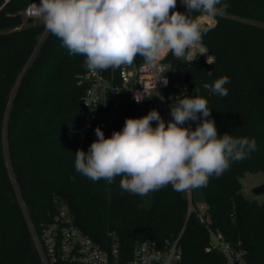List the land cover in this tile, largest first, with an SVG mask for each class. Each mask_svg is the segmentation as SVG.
I'll return each instance as SVG.
<instances>
[{
    "label": "trees",
    "instance_id": "16d2710c",
    "mask_svg": "<svg viewBox=\"0 0 264 264\" xmlns=\"http://www.w3.org/2000/svg\"><path fill=\"white\" fill-rule=\"evenodd\" d=\"M34 1L0 0V264H44L34 231L40 234L63 209L102 245L115 233L131 251L139 241L164 242L184 229L182 264H225L219 252L206 251L213 231L246 250L248 264H264V202L247 198L242 183L246 174L264 172V0H224L226 14L202 38L215 55L213 64L202 57L165 59L178 74L184 70L193 96L208 100L218 134L257 144L249 158L202 187L204 220L188 214L187 198L171 184L155 191L145 208L143 197L120 187L121 177L93 182L75 171V152L87 151L97 126L108 137L126 118L152 109L125 93L116 120L108 127L94 122L81 140L76 130L86 114L87 84L79 82L88 71L84 57L70 55L41 19L25 16ZM176 10L185 11L179 0ZM142 62L138 56L132 64ZM121 67L104 70L106 76L118 82ZM222 76L230 79L223 98L209 91ZM190 125L194 129L196 122Z\"/></svg>",
    "mask_w": 264,
    "mask_h": 264
},
{
    "label": "clouds",
    "instance_id": "9594fccd",
    "mask_svg": "<svg viewBox=\"0 0 264 264\" xmlns=\"http://www.w3.org/2000/svg\"><path fill=\"white\" fill-rule=\"evenodd\" d=\"M179 3L184 12L176 10L177 0H40L30 9L70 55L84 57L89 71L131 65L138 56L155 68L169 52L177 59L192 60L196 50L206 56L207 64H213L202 42L212 26L193 13L215 18L225 15L229 4L224 0ZM159 81L168 83L164 76ZM229 83V77L222 76L209 91L226 97ZM185 93L170 104L167 122L152 109L142 117L126 118L123 128L108 137L97 126V139L87 151L75 152V171L93 182L109 184L119 176L124 191L144 197L169 184L177 192L207 187L210 177L219 178L231 163L257 151L255 139L218 134L208 100ZM134 99L140 103L143 97L137 99L135 94ZM190 122H196L194 129ZM161 260L160 254L146 255L142 264Z\"/></svg>",
    "mask_w": 264,
    "mask_h": 264
},
{
    "label": "built area",
    "instance_id": "2783aa9c",
    "mask_svg": "<svg viewBox=\"0 0 264 264\" xmlns=\"http://www.w3.org/2000/svg\"><path fill=\"white\" fill-rule=\"evenodd\" d=\"M33 3L39 4L40 1H34L30 5ZM30 5L25 9V16L40 19L35 11L30 9ZM198 17L203 23L214 25L213 20L207 21L203 17ZM208 51V55H212L215 60V55L209 49ZM168 55L172 54L169 52L162 56L155 68L147 65L145 61L141 64L122 66L116 83L106 76L104 70H88L80 75V84H87L83 96L86 114L82 126L76 130L80 139H85L90 125L94 122L101 121L102 127H108L116 120L117 110L125 93H128L134 102L135 94L137 99L143 97L139 104L158 110L166 122L170 120V104L175 103L176 96L185 90V94L189 96H193V93L184 79V70L178 74L172 63L166 62ZM197 57H202L206 61V56H200L198 50L194 52L192 60L185 61L191 62ZM163 76L168 81L166 86L159 81ZM160 96L164 99L161 100ZM108 108H111V112H108ZM183 193L188 201V214L197 213L199 218L204 220L206 207L200 209L196 206L193 189ZM183 232L184 229L178 236L164 242L153 239L139 241L130 251L122 247L115 233L111 234V240L107 245L97 243L75 225L72 217L63 209L50 224L43 227L40 234L34 231V239L44 264H142V258L152 254H160L162 260L159 264H164L165 261L167 264H182L183 248L180 239ZM212 235L215 236L216 242L212 241ZM206 251L219 252L225 259V264H248L246 250L227 241L220 232L211 231L210 244Z\"/></svg>",
    "mask_w": 264,
    "mask_h": 264
},
{
    "label": "rangeland",
    "instance_id": "374dc122",
    "mask_svg": "<svg viewBox=\"0 0 264 264\" xmlns=\"http://www.w3.org/2000/svg\"><path fill=\"white\" fill-rule=\"evenodd\" d=\"M200 17L205 18L207 21L213 20L214 25L217 22L216 17L215 18H208L206 15H199ZM243 183V194L252 200H257L258 202H264V191L260 193H256L255 189L260 187L264 184V172H258V173H248L246 176L242 179ZM194 193V202L197 207L200 209L205 208V197L203 193V189H193ZM153 195L154 192H150L147 196L143 197V206L145 208H150L153 201ZM212 241L216 242V238L214 235H212Z\"/></svg>",
    "mask_w": 264,
    "mask_h": 264
},
{
    "label": "water",
    "instance_id": "95a60500",
    "mask_svg": "<svg viewBox=\"0 0 264 264\" xmlns=\"http://www.w3.org/2000/svg\"><path fill=\"white\" fill-rule=\"evenodd\" d=\"M255 191H256V193L263 192L264 191V184L261 185L260 187L256 188Z\"/></svg>",
    "mask_w": 264,
    "mask_h": 264
}]
</instances>
